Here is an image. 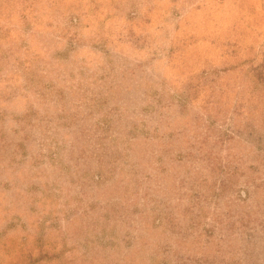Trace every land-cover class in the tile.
I'll return each mask as SVG.
<instances>
[{
    "label": "rangeland",
    "instance_id": "1",
    "mask_svg": "<svg viewBox=\"0 0 264 264\" xmlns=\"http://www.w3.org/2000/svg\"><path fill=\"white\" fill-rule=\"evenodd\" d=\"M0 264H264L262 0H0Z\"/></svg>",
    "mask_w": 264,
    "mask_h": 264
},
{
    "label": "crops",
    "instance_id": "2",
    "mask_svg": "<svg viewBox=\"0 0 264 264\" xmlns=\"http://www.w3.org/2000/svg\"><path fill=\"white\" fill-rule=\"evenodd\" d=\"M263 4H264V0H262Z\"/></svg>",
    "mask_w": 264,
    "mask_h": 264
}]
</instances>
